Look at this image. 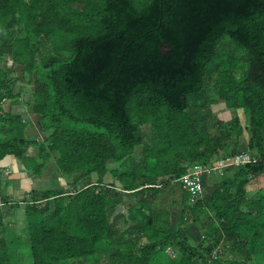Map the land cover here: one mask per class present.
<instances>
[{
	"label": "trees",
	"instance_id": "trees-1",
	"mask_svg": "<svg viewBox=\"0 0 264 264\" xmlns=\"http://www.w3.org/2000/svg\"><path fill=\"white\" fill-rule=\"evenodd\" d=\"M9 154L64 183L12 198L0 166V264H264V0H0Z\"/></svg>",
	"mask_w": 264,
	"mask_h": 264
},
{
	"label": "rangeland",
	"instance_id": "rangeland-1",
	"mask_svg": "<svg viewBox=\"0 0 264 264\" xmlns=\"http://www.w3.org/2000/svg\"><path fill=\"white\" fill-rule=\"evenodd\" d=\"M4 106L7 107L8 106V99L5 100ZM18 108H21L20 106L22 105H16ZM16 106H14L12 109L15 110ZM213 107L215 109H219L217 112V115L219 117H224L227 118L229 117L231 111L229 109H224L222 108V103L218 102L216 104H213ZM222 108V109H220ZM238 115L239 118L241 120V122L244 121V116L243 113L241 111V109H238ZM33 121V120H32ZM244 135H246V132H243ZM9 157H3L0 159V166L3 168L2 174L6 177V179H9V183L8 185H6L4 191L7 195L11 196L12 198H19L22 195H24L25 193H27V191L29 190V188H46L49 186H53L55 183H64V178L63 176L61 177L60 175L57 174H53L50 169L48 167L45 168L44 171H42V173L39 176H28L25 172H20L19 170H21V166L17 163L18 161L16 160V158H12V156L9 154ZM173 196V194H172ZM8 208V206L5 207V209ZM172 212H171V218L172 220L175 219V217H177V213L179 210V203L178 202H174L172 204ZM4 209V205L3 208H1V210ZM14 209L16 210V213L13 215V217L11 218V220H21V217L23 215H21L20 218H18L19 213L21 211V204H18L16 206H14ZM186 231L187 233L194 239L197 240L200 236L199 233V229L197 228V226L195 225H188L186 227ZM170 247H167V250H170ZM24 251V250H23ZM17 252V251H16ZM174 254V252H172ZM25 258V257H24ZM24 258L22 257H18V264H27L25 263V260H23ZM17 261V260H16Z\"/></svg>",
	"mask_w": 264,
	"mask_h": 264
},
{
	"label": "built area",
	"instance_id": "built-area-1",
	"mask_svg": "<svg viewBox=\"0 0 264 264\" xmlns=\"http://www.w3.org/2000/svg\"><path fill=\"white\" fill-rule=\"evenodd\" d=\"M258 156L249 153L246 150H240L233 154L221 155L213 159L210 163H198L195 162L187 167L184 173H182L178 179L190 192L193 197L195 193L201 189V174L210 170H221L228 165H235L239 163H245L248 161H256Z\"/></svg>",
	"mask_w": 264,
	"mask_h": 264
},
{
	"label": "crops",
	"instance_id": "crops-1",
	"mask_svg": "<svg viewBox=\"0 0 264 264\" xmlns=\"http://www.w3.org/2000/svg\"><path fill=\"white\" fill-rule=\"evenodd\" d=\"M19 171L24 172L23 170ZM261 188H264V168L251 175L245 183V189L248 194L255 195Z\"/></svg>",
	"mask_w": 264,
	"mask_h": 264
}]
</instances>
